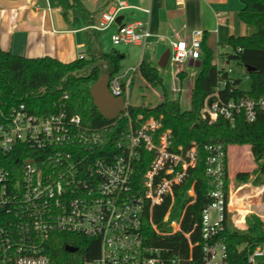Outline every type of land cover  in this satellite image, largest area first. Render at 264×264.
Segmentation results:
<instances>
[{"label":"built area","instance_id":"obj_1","mask_svg":"<svg viewBox=\"0 0 264 264\" xmlns=\"http://www.w3.org/2000/svg\"><path fill=\"white\" fill-rule=\"evenodd\" d=\"M128 8L125 1H114L92 29L104 32L117 26L111 37L115 47H143L154 38L147 24H117ZM204 36L195 31L189 41H171L170 62L180 66L202 61ZM216 66L233 77L227 63ZM137 73L139 66L110 78L111 94L125 99L126 110L119 119L130 121L128 91ZM243 79L249 82L247 74ZM226 86L220 82L206 100L204 120L214 124L224 119L234 125L239 116L253 123L264 114V99L223 100L220 92ZM160 128L153 118L140 128L130 121L123 138L110 146L100 131L87 128L81 117L70 116L64 108L39 116L26 105L10 112L0 107V264H51L48 247L57 234L100 242L99 255L85 264H181L168 248L148 245L145 231L150 223L162 237L181 233L178 222L170 223L168 233L160 232L153 214L167 199L174 201L175 188L196 167L197 149L176 150L171 132L160 133ZM210 151V164L217 168L210 172H220L222 147ZM144 161L149 165L140 180L136 169ZM221 186L212 193L213 203L203 216L204 264H229L226 245L210 244L226 220L241 230H248L251 217L264 221V183L235 204L234 194L237 198L241 189L225 194ZM189 194L195 197L194 188ZM211 210L216 211L215 220ZM164 222L169 223V213ZM185 236L190 240V234ZM244 249L247 264H264V243L240 247Z\"/></svg>","mask_w":264,"mask_h":264},{"label":"trees","instance_id":"obj_2","mask_svg":"<svg viewBox=\"0 0 264 264\" xmlns=\"http://www.w3.org/2000/svg\"><path fill=\"white\" fill-rule=\"evenodd\" d=\"M243 9L239 19L254 27L251 36L231 37L227 44L230 52L220 55V61L231 68L239 67L249 77V89H242L244 79L231 77L222 72L213 63L214 53L207 47L205 38L202 44V67L192 91L191 109L184 111L180 100H171L165 90L164 79L153 63L143 61L139 65L141 77L152 87H162L164 100L156 107H129L130 121L134 128L153 118L159 121L160 133L170 131L172 143L176 150L184 152L197 149L196 167L188 173L181 185L174 191V201L167 199L162 206L156 207L153 223L160 232L168 233L171 222H178L181 233L162 237L150 223L146 225V242L157 248H168L172 255L181 260V264H204L205 240L203 238V216L213 203L211 195L218 190L220 183L228 194L230 181L229 148L233 146H250L257 167L256 174L264 176V114H260L253 123L239 116L233 125L220 119L214 124L202 118L205 102L219 83L227 86L220 92L223 100H240L242 98L264 99V0H240ZM55 8L60 9L65 21L74 25L77 14H82L89 30L86 34V51L88 57L79 58L71 63H62L50 57L28 59L5 52L0 47V107L6 111L19 105H26L28 110L39 116H46L63 109L70 116L81 117L83 124L90 129L100 131L106 145L116 146L130 127L126 118L114 122L107 121L93 104L90 91L103 73L111 78L118 75L123 68L125 56L118 51L104 53L101 50L99 34L92 29L90 13L77 0H52ZM255 69L249 73L247 68ZM184 76L179 73L178 78ZM67 97V98H66ZM215 99H212L214 101ZM222 147L220 159L221 171L210 164L213 156L210 148ZM145 161L138 165L136 177L143 179L148 169ZM194 188L195 197L189 192ZM169 213V223L164 219ZM248 231L240 232L231 228V222L224 223L221 231L210 244L223 243L228 250L229 264H247V250L240 247H254L264 243V221L251 217L247 220ZM259 232V233H258ZM190 234V240L186 238ZM75 247L77 253L66 251ZM100 253V242L81 236L57 234L53 237L48 256L51 264H85Z\"/></svg>","mask_w":264,"mask_h":264},{"label":"crops","instance_id":"obj_3","mask_svg":"<svg viewBox=\"0 0 264 264\" xmlns=\"http://www.w3.org/2000/svg\"><path fill=\"white\" fill-rule=\"evenodd\" d=\"M77 1L90 13L95 26L116 0ZM123 1L129 8L119 17L120 24L143 22L154 37L143 47L122 45L125 48L120 50V46L115 47L111 40L117 26L108 31H97L104 53L118 51L125 56L122 63L124 69L138 67L143 61H148L153 63L162 75V69L171 63L169 58L166 67L159 66L163 55L170 50V42L189 41L195 31L204 32L206 45L214 53L213 63L216 65L222 53L230 52L227 44L231 37L251 36L255 32L254 27L245 28L246 24L239 19V13L244 7L240 0ZM88 30L82 14H77L75 24L70 25L63 18L60 9L53 6L52 0H0V47L13 55L28 59L50 57L62 63H71L82 55L87 58ZM127 61L138 64H131L129 67L125 65ZM200 72L201 68L190 67L189 62L176 66L174 77L179 86L176 87L174 97L165 87L168 98L180 100L184 89H187L192 99L194 84ZM179 73H184V76L178 78ZM245 75L246 71L242 69V73H233L232 76L243 79ZM164 98L165 91L161 102Z\"/></svg>","mask_w":264,"mask_h":264},{"label":"rangeland","instance_id":"obj_4","mask_svg":"<svg viewBox=\"0 0 264 264\" xmlns=\"http://www.w3.org/2000/svg\"><path fill=\"white\" fill-rule=\"evenodd\" d=\"M245 28H252L251 26L246 25ZM253 30V29H251ZM124 46L118 47L122 50ZM131 61L125 63L126 66H131ZM138 63L133 64L137 66ZM185 65V64H184ZM172 62L170 65L162 69V75L164 78V84L167 89L174 97L176 87L179 86L178 81L176 82L174 73L175 67ZM179 67V66H177ZM232 71L235 74L242 73V69L239 67H232ZM242 89H249V82L243 81ZM164 96V90L162 87H152L149 85L139 73L135 75L134 81L128 91V105L129 107H156L160 104L162 97ZM182 109L184 111H189L191 109V96L188 93L187 89H184V94L180 99ZM228 152V158L230 162L231 170V179L229 181V192L233 191L236 193L239 189H242L240 194L237 196L236 200H240L245 195H252L256 188L264 183V176L256 174L254 171L257 167V164L254 161V158L251 153L250 146H233ZM236 147V148H235ZM250 184V185H249ZM248 186V187H247ZM250 186V187H249ZM258 203V201H257ZM254 211L261 213L262 211L257 209L256 206L252 208ZM210 215L213 220L216 218V211L211 210ZM232 229H237V227L231 223ZM264 231V226L262 227ZM240 232H247L248 230L237 229ZM259 233V232H258Z\"/></svg>","mask_w":264,"mask_h":264},{"label":"water","instance_id":"obj_5","mask_svg":"<svg viewBox=\"0 0 264 264\" xmlns=\"http://www.w3.org/2000/svg\"><path fill=\"white\" fill-rule=\"evenodd\" d=\"M121 19L118 18L117 24H120ZM170 58V50L167 51L159 63L160 67H166ZM190 67L200 69L202 67V61H189ZM247 71L252 73L255 69L248 67ZM111 75L109 73H103L97 83L91 88L90 94L93 99V104L107 121L114 122L121 114L126 110L125 99L120 97H114L109 89ZM66 251L72 254L77 253L78 249L75 247H67Z\"/></svg>","mask_w":264,"mask_h":264},{"label":"bare ground","instance_id":"obj_6","mask_svg":"<svg viewBox=\"0 0 264 264\" xmlns=\"http://www.w3.org/2000/svg\"><path fill=\"white\" fill-rule=\"evenodd\" d=\"M241 191H242V189H241ZM236 198V194H234V204L237 202V200L235 199ZM243 207H242V210H243V208H245V206L244 205H242Z\"/></svg>","mask_w":264,"mask_h":264}]
</instances>
